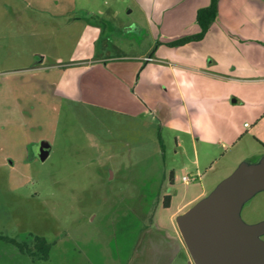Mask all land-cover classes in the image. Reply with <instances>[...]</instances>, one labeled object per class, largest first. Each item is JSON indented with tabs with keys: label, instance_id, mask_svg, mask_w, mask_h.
Instances as JSON below:
<instances>
[{
	"label": "rangeland",
	"instance_id": "374dc122",
	"mask_svg": "<svg viewBox=\"0 0 264 264\" xmlns=\"http://www.w3.org/2000/svg\"><path fill=\"white\" fill-rule=\"evenodd\" d=\"M143 2L0 0V264H152L140 234L145 219L170 229L178 208L210 196L240 163L259 161L256 100H238L227 126L213 100L225 86L214 83L198 119L195 66L149 38ZM122 55L141 59L110 61L107 69L139 64L135 76H149L151 101L140 116L134 97L115 88L100 64L83 65ZM186 175L197 180L183 182ZM240 217L245 225L264 222V190L243 203ZM189 262L179 253L171 264Z\"/></svg>",
	"mask_w": 264,
	"mask_h": 264
},
{
	"label": "crops",
	"instance_id": "0c3cea01",
	"mask_svg": "<svg viewBox=\"0 0 264 264\" xmlns=\"http://www.w3.org/2000/svg\"><path fill=\"white\" fill-rule=\"evenodd\" d=\"M141 1H145L142 4H138H140L139 10H141V15L146 23L144 29L149 38L158 41L162 49L169 47L171 51L173 50L172 53L176 57L180 59L186 58L195 66L193 73L196 78L195 80L193 79V82L201 84V87L196 92L194 91L193 96L194 100H196L195 104L198 103L197 107L193 108L194 114L199 115L198 119L201 115H207L205 111L203 114L199 112L203 108L200 109L198 107L201 103L204 104L206 100H212V96L210 95V97L208 92L209 87L214 83H222L225 86L223 89L225 92L220 97L213 98L215 104H217L214 107V111L220 110V113L216 115L222 116L223 122L228 126L229 119L234 116L233 108L238 103V100L249 102L253 98L257 102L256 107L254 106L251 110L252 117L255 119L253 131L256 134L261 132L263 134L264 0H219L216 19L203 39L198 42L191 41L181 46H172L170 43L200 32V28L196 24V15L198 10L208 5L209 0ZM136 26L143 27L138 24ZM151 47L150 45L148 50H151ZM148 50H146V54ZM160 54L165 55L164 51H161ZM140 59V55H122L114 58L101 56L98 59L82 63H84V66H90L89 68L100 64L102 67L100 72H102V75L106 74L110 80H113L116 84L115 88L134 97L138 103L135 116H140L147 112V109L144 110V106L151 99L148 96V91L144 90L145 81L149 79V76H145L143 79L140 76H135L136 69L140 67L139 64L131 68L114 67L107 69V64L110 61L124 62L127 60L135 62ZM87 70H83V72L87 73ZM157 81L161 82L162 77L157 79ZM230 83L237 84L240 88L228 87ZM246 86H249L250 89L248 98L244 93ZM91 90L93 89H90V92L93 93ZM86 91L88 92V90ZM117 94L115 95L116 97ZM261 97H263L262 101H260ZM99 98L105 100L106 96H99ZM232 98H235L233 102H231ZM111 102L117 103L116 101ZM190 124L192 125L191 119ZM245 124L247 122L244 123V126ZM192 129L188 130V132L191 135L192 147L195 148V136ZM177 145L180 146L179 143ZM261 150L263 151L262 154H264L263 145ZM194 152L197 158L196 151L194 150ZM203 194L204 191H202L200 196H203ZM195 201L196 199L188 201L169 216L170 229L162 227L158 222H154L153 219L147 218V221L145 219V224L143 223L140 234L144 235L143 244H145V248L149 245L153 249L154 260L152 264H171L172 258H175L179 253H183L185 257L189 256L188 250L180 238L175 218L183 214L185 207ZM169 206L167 208L163 206V208L168 209Z\"/></svg>",
	"mask_w": 264,
	"mask_h": 264
},
{
	"label": "water",
	"instance_id": "95a60500",
	"mask_svg": "<svg viewBox=\"0 0 264 264\" xmlns=\"http://www.w3.org/2000/svg\"><path fill=\"white\" fill-rule=\"evenodd\" d=\"M49 145L42 141L37 156L44 160ZM264 190V154L255 164L240 163L207 197L175 218L188 250L189 264H264V222L245 225L243 203Z\"/></svg>",
	"mask_w": 264,
	"mask_h": 264
},
{
	"label": "trees",
	"instance_id": "16d2710c",
	"mask_svg": "<svg viewBox=\"0 0 264 264\" xmlns=\"http://www.w3.org/2000/svg\"><path fill=\"white\" fill-rule=\"evenodd\" d=\"M218 4L219 0H209V3L206 7L198 10L196 15V24L200 28V32L196 35H190L183 37L179 40H175L174 42L170 43V45L181 46L191 41H201L204 35L207 33L211 24L215 21L216 15L218 14ZM170 197H164L163 199V206L167 208L169 206V199Z\"/></svg>",
	"mask_w": 264,
	"mask_h": 264
},
{
	"label": "built area",
	"instance_id": "2783aa9c",
	"mask_svg": "<svg viewBox=\"0 0 264 264\" xmlns=\"http://www.w3.org/2000/svg\"><path fill=\"white\" fill-rule=\"evenodd\" d=\"M197 178L191 177L190 175H186L182 177L183 182H195Z\"/></svg>",
	"mask_w": 264,
	"mask_h": 264
}]
</instances>
